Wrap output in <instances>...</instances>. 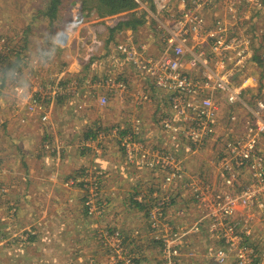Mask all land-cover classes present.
<instances>
[{
  "label": "rangeland",
  "instance_id": "374dc122",
  "mask_svg": "<svg viewBox=\"0 0 264 264\" xmlns=\"http://www.w3.org/2000/svg\"><path fill=\"white\" fill-rule=\"evenodd\" d=\"M143 1L155 11L154 5H149L151 0ZM215 1L219 3L220 0ZM241 2L242 0H238L235 17H232L228 13V10H224L223 17L233 24L236 22L231 21H235L239 16L242 18L241 21L247 18L241 31L245 33L246 37H250L255 45L259 46V44L255 43L253 40L257 33H264V16H259L256 20V27L249 24L248 17L254 14H259V8H263L264 10V0H260L263 6H261V3L259 6V2H253L245 7ZM51 3L52 0H0V147L4 148L8 146L7 150L10 149L9 144L13 143H11V135H8L9 124H6L8 123V119L5 118L9 112L15 114L18 119L21 118L20 121L24 127H28V123L31 121V126L33 128L36 130L38 128L43 132L46 131L44 129H46L47 125L42 122L38 123V119L41 121L47 120L46 122H48L51 118L58 121L57 118L61 113L59 114V109L54 108L58 99L62 95L70 93L69 90H71V87L72 89L79 87V83L76 82V80L73 81V76L65 77L64 75L67 74V70L70 69L68 61L73 60L75 53L77 56L84 55L82 56L83 61L81 62L82 69L80 72L86 70L85 77L87 75V81L91 84L88 74L90 77L96 76L91 75L90 69L92 70V74L97 73L93 69H101L100 66H95L92 69L91 61L97 56V54H99V51L101 53L103 49L105 50L111 41L131 38L136 44H147V46L149 44L148 48L153 53L158 51L160 45V42H158V40H160V34L157 28L158 25L154 20L150 21L147 18V14L142 12L143 10H138V4V9L134 11L136 15L135 17L143 16L146 18V21L137 29L132 30L133 33L127 34L126 30H123L124 28H118L122 21L128 20L127 14L122 13L118 15L98 17L95 10L89 12L83 9V0H62V3H60L55 10H52ZM221 3H223V0H221ZM221 3L220 5H222ZM255 29L256 32L253 33ZM258 51L259 54L264 53V42L263 46L261 45ZM89 53H92L93 56H89ZM67 58L71 59L68 60ZM75 60L76 59H74V61ZM261 68L254 66L253 75L256 78L261 76ZM87 72L89 73L87 74ZM65 79L67 81L69 80L70 84L66 81L67 85H64L63 83H65ZM59 82L60 86L63 88L61 89L62 93L55 90V87H59ZM15 85L23 87L25 92L20 93L14 91L13 88ZM154 88L159 93L155 96H160V93H165L160 88ZM145 89H147L146 96L148 98H141L139 100L145 102L153 101L154 93L156 92L154 91L153 93L148 85L145 86ZM130 99H132V97ZM33 100H38V105H33ZM72 101L73 100H70L68 102L74 105ZM153 102L157 105L160 100L157 99V103L156 101ZM33 106H36V108L32 109ZM160 108H162L161 105ZM151 114L152 113H150V117ZM224 115L228 117V113L225 112ZM152 116L154 115L152 114ZM34 119L37 120L32 122ZM226 119L227 118H221V123L218 126V134H215L213 137L214 139L205 142V144L199 148H194V151H189L183 141H176L174 143L166 138L158 121V127H155L152 124H147V126L143 124L140 134L134 132L135 129L133 126L131 129L127 128L129 123L134 125L132 119L128 122L125 120L124 125L122 122L123 126L119 124L115 127H109L108 129L103 128V130L97 132L98 136L100 133L106 134L102 139L106 137L108 138V135L110 134L111 138H113L112 136L115 137V142L113 143H115L117 150L119 149V151L124 153V159H126L127 165L134 167L133 169H136L139 172L145 173H142L140 178L143 177V180L151 182L150 176L153 174L156 175V173L159 174V181L161 182L159 188L157 190L153 189L151 193L147 189V194H144L143 197L142 195H131L132 204L130 207L136 211H134V213H129V210H127V213L131 215L126 217L123 216V221H126L128 217H131V220L136 219L138 215H142L143 217V231L140 232V234L136 232L138 229H136L135 223L132 222L129 226L132 228L130 229V233L134 234L136 239L132 236L133 239L131 238L127 241L126 236L124 235L126 240L125 247L132 251L136 258L138 250L142 249L149 242H154L156 246L152 245L153 251H151V249H149L150 251H147V253L144 251L145 255H147L148 252H151V257L154 258L155 254L158 256L159 252H161L162 245L161 240L159 239H162L163 236L166 235H176L175 237L178 235L180 239L178 240L179 247L177 249V264H202L201 259L205 254L203 253L202 248L207 239H212L213 242H215V239L218 238L214 237L213 239V237L210 236V233L208 232V221H204V225H201L200 228L201 217L205 212L204 204L200 199L202 198V193H204L203 197L209 194L208 197L210 198V201H212L214 196L211 198V195H214L220 186L223 169V155L221 156V149L224 145L223 140L227 133V128L225 127ZM69 120L72 121V117ZM156 128H158V130H156ZM68 129L69 127L66 126V130ZM151 131L153 133L157 131L160 133L157 132L160 138H163L164 141L161 147L156 146L154 142L149 140H155V138L147 137L148 133ZM128 133L134 135L135 144L139 148V152H142L141 155L134 157L132 160H130L129 155L125 153V148L122 142V136H126ZM16 142L17 143L14 144L15 147L19 145V142ZM34 143L35 141L31 143V146H40L41 152L45 151V156H51V154H53L57 157H61L62 155L61 142L56 145L46 140L42 141V143L41 141L36 144ZM112 146H114V144ZM178 152L179 154H177ZM168 155L172 157V163L168 166H161L162 161H160L159 158L162 159L168 157ZM5 158H8V156H5ZM0 160H2L0 169H5L4 158L1 157ZM127 168L119 169L121 174H118L117 177L119 178L118 182L124 183V185H120V194H124L125 196H127L126 193H129L126 181L132 180L136 182V180H138H134V177L131 176V169ZM105 169L106 168L103 166L100 168H94V170L89 169L83 171V169V172L71 177L65 183L69 188L78 187L72 186L70 182L78 177L80 180L84 179L82 177L86 172H88L89 178H98V180L95 181L97 182V185L93 188V193L98 192L96 197L102 203L99 205L96 204L93 214L88 213L90 221H93L91 226H94V228L108 226H97V218H95L104 217L99 221L102 222L106 220L109 215L108 206L111 203L110 200L105 198L102 199V190L107 194V191H105V188L109 186L107 182L111 180L113 181V179L110 175L112 173L111 170ZM244 174L246 175V172H244ZM156 178L158 179L157 176ZM247 182L248 181H246L245 178L243 184H246ZM79 186H81L84 193V200L86 192L90 193V190L86 187L83 188V185ZM129 187H133L132 183L128 185V188ZM122 190L128 191L122 193ZM4 191L7 192L6 190ZM147 196L148 198H146ZM96 203H98L97 200ZM17 215H19V213L16 208L9 210V218H11V220H14ZM134 215L137 216L134 217ZM24 216L22 218V226L17 227L12 225V227L18 229L16 232L21 233L16 242H19L17 245L22 248L37 243V241L34 240V237L38 236V234H36L34 229L36 227L39 228L43 223L39 221V218L30 222L27 219L25 220ZM138 218L140 217H137V219ZM17 223L19 225L21 224L20 221H17ZM196 224H199L198 232L192 231V229H195V226H197ZM252 225L257 228V226H260L261 224L256 221ZM117 229L119 228H116V231H119ZM256 231H258V229H256ZM67 239L68 238H66V240ZM261 239H264V234L258 232L255 240L256 242H260ZM84 240H86L85 242H87L88 245L93 247V244L89 242V237ZM109 240L110 239H108V241ZM70 241L71 239L67 240L68 245L64 254L57 255V249H55V246L53 247L54 251L49 249L50 253H44V255H47V258H49L50 261L54 259L56 262L55 264H62V262H58L61 261V259L63 260V264H89V261L94 260L92 256L94 252L90 246H88V249L91 252L84 251L81 254H77ZM91 241L95 246L97 245L100 250V240L92 237ZM104 242H106V239H104ZM216 242L219 243L217 246L221 244L220 241ZM213 246L214 245L211 247ZM217 246L212 248V252H214V248ZM82 249H84V247ZM212 252L207 251L206 255L208 256L209 254L212 256ZM37 256H40V253L37 254ZM145 257L146 260L142 261V263L145 264L147 262L146 264H149L152 260L148 261L147 256ZM95 258L97 259V257ZM117 259L118 257L114 256L113 260ZM154 259L158 260L157 257ZM98 261V264L99 262L102 264L101 261ZM160 262H162L161 254L159 260L156 261L155 264ZM18 263L24 264V260H21Z\"/></svg>",
  "mask_w": 264,
  "mask_h": 264
},
{
  "label": "built area",
  "instance_id": "2783aa9c",
  "mask_svg": "<svg viewBox=\"0 0 264 264\" xmlns=\"http://www.w3.org/2000/svg\"><path fill=\"white\" fill-rule=\"evenodd\" d=\"M134 1L139 5L137 9L158 25V51L153 53L146 44H136L131 38L111 41L104 53L91 61L109 71L101 77L100 84L112 93L124 95L129 86L120 76L130 68L156 95L159 93L154 87L162 89L165 93H160V105L167 111L159 117L158 124L166 138L174 143L183 141L189 151L214 139L221 118H225L223 104L227 105L222 179L217 192L211 195L212 201L209 194L203 197L202 193L205 212L200 228L208 221L210 236L221 242L211 254L215 264H264V239L255 240L258 232L264 234V53L258 51L263 46L264 33L254 36L257 46L241 31L247 18L241 21L239 16L231 21L236 22L233 24L223 17L224 10L235 17L238 0H151L149 5L153 4L155 11L143 0ZM253 2L262 4L260 0H242L241 4L247 7ZM259 9V14L248 17L253 27L259 16H264L263 8ZM251 65L262 67V77L257 79L246 71ZM237 73H244L242 80L237 81ZM58 85L55 90L62 93L60 82ZM250 88L254 91L250 92ZM13 89L25 92L19 85ZM33 101L38 105V100ZM107 102L106 96L101 97L102 105ZM143 124L136 118L134 132L140 134ZM122 137L130 160L141 155L134 135ZM171 159L170 155L159 158L161 166L170 165ZM82 178L70 184L90 190L83 201L87 213L93 214L96 204L102 203L96 197L98 192L93 193L98 178H89L88 172ZM256 221L261 224L257 228L252 225ZM196 225L194 232L199 231ZM108 232L104 239H110L107 244L116 251L118 259L114 263L140 264L125 247L123 232ZM175 236L159 239L162 262L158 264H177L180 237ZM90 264L97 262L91 260Z\"/></svg>",
  "mask_w": 264,
  "mask_h": 264
},
{
  "label": "crops",
  "instance_id": "0c3cea01",
  "mask_svg": "<svg viewBox=\"0 0 264 264\" xmlns=\"http://www.w3.org/2000/svg\"><path fill=\"white\" fill-rule=\"evenodd\" d=\"M256 26L257 23L255 22L254 27ZM126 32L127 34L133 33L130 29H126ZM104 51V49L101 53L99 51L96 57H99ZM75 56L72 61L69 60L71 58H67L70 69L64 75L65 77L73 76V81L76 80L79 83V87H75V89L71 87V90H69L70 93H66L58 99L54 107L60 110L59 114L61 113L57 118L58 121L51 118L48 122H46L47 120L41 121L34 119L32 122L37 120L38 123L42 122L47 125L46 129H44L46 131L43 132L38 128L37 130L33 128L31 121H29L30 124L28 123V127H24L20 121L21 118L18 119L12 112H9L5 116L8 119V123L6 124H9L8 135H11V143H13L9 144V150H7L8 146L4 148L0 147V158H4L5 166V169H0V264H19L18 262L21 260H24V264H55L54 259L50 261L44 253L49 254V249L54 251L53 247L56 246L57 255L64 254L68 245V239H71L70 243L74 247L75 253L81 254L84 251L91 252L88 249L90 245L84 240L88 237L89 242L93 244V247H90L94 252L92 254L94 260L97 257L102 264H115V260L113 259L114 256L117 257L116 251L107 242H104V237L109 233L108 231H116V228H119L117 230L120 231L121 228L127 241L131 238L133 239V237L136 239L135 235L130 233V229L132 228L129 226L132 222L135 223V227L138 229L136 232L140 234L143 231L142 223L144 222L142 215H134V217H140L138 219L136 217V219L131 220V217H128L126 221H123V216L126 217L131 215L129 213L136 211L130 207L132 204L131 195H142L143 197L144 194H147V189L151 193L153 189L157 190L161 184L158 173L150 176L151 182L143 180V177L140 178L143 172H139L133 169L134 167L127 165L126 159H124V153L119 151V149L117 150L115 143H113L115 142V137L112 136L113 138H111L110 134L108 138L106 137L107 139H102L106 134L100 133L98 136L97 132H100L103 128L108 129L112 126L122 125V122L124 125L125 120L126 122L131 121V119L134 121L135 118H140L145 126L152 124L158 127L157 121L159 117L167 111V109L160 108L162 99L159 96H155L154 90L150 87L154 93L153 101L157 103L158 99L160 102L155 105L153 101L145 102L139 100L143 97L142 95H146V85L143 78L134 73L130 68H127V72L120 76L125 79L129 86L127 92L122 96L110 92L105 86L100 84L101 77L109 72L103 67H100L101 69H93L95 65H92V69L97 73L92 74V70L90 69L91 75L96 76L90 77L89 72H87L88 78L91 80L90 84L87 81V75L85 77L86 70L80 72L82 69V56L84 55L77 56L75 53ZM89 56H93L92 53ZM74 59L76 60L74 61ZM256 60L259 61V58H256ZM252 67L253 65L246 70L251 76L254 73L252 71L254 67ZM243 74L237 73V81L242 80ZM66 81L65 79L64 85ZM67 82L69 83V80ZM256 89L258 90V88ZM249 91L253 92L254 89L250 88ZM103 96H106L108 99L106 105L100 103V99ZM131 97L132 99H130ZM70 100H73L74 105L68 102ZM225 106L227 105L223 104L222 116L227 118L224 113L228 107ZM150 113L154 116L151 114L150 117ZM71 117L72 121L69 120ZM66 126L69 127L68 130H66ZM132 126L134 125L129 123L127 128L131 129ZM157 132L153 133L151 131L146 136L155 138V140L148 139L154 142L156 146L161 147L164 141L158 135L159 132ZM45 140L54 145L61 142V157L53 154L51 156H45V151L41 152L40 146H31V143L34 141V144H36L39 141L42 143ZM16 141L19 142V145L15 147L14 144L17 143ZM113 144L114 146H112ZM5 156H8V158H5ZM0 164H2V160H0ZM102 166L107 170L110 169L112 172L110 175L113 181L107 182L110 187L107 186L105 188L107 194L102 190V199L110 200L111 203L108 206V214L110 216L108 215V218L102 222L99 221L104 217H95L97 218V226H108L94 228V226H91L93 221H90L88 213L84 209V193L81 186L75 185L78 187L69 188L65 183L71 177L85 170H94V168H100ZM125 168L131 169V176L134 177V180L138 179L136 182L132 180L126 181L129 193H126L128 190H122V193H126L128 197L120 194V185H124V183L118 182L119 178H117L118 174H121L119 169ZM130 183H132V188H128ZM13 208L17 209L19 215L14 220H11L9 218V210ZM127 210H129V213H127ZM23 216L25 220L27 219L30 222L38 218L39 221L43 222L39 228L36 227L34 229L36 234H38V236L34 237V240L37 241V246L36 244H30L28 247L22 248L17 245L19 242L16 241L21 233L16 232L18 229L12 227V225L17 227L22 226ZM17 221H20L21 224L19 225ZM92 237L100 240V250L91 241ZM66 238L68 239L66 240ZM212 242V239H207L202 248L203 253H205L201 259L202 264H215L213 257L209 254L208 256L206 255L207 251L212 252V248L219 244L216 241L213 244ZM152 245L156 246L154 242H149L142 249L138 250L137 259L140 264H143L142 261L146 260L145 256H147L148 261L152 260L149 264H155L159 260L161 252H159L158 256L156 254L154 256L158 260L151 257V252H148L147 255L144 253V251L146 253L150 251L149 249L153 251ZM212 245L214 246L211 247ZM83 247L84 249H82ZM39 253L40 256H37ZM58 262H62L63 264L62 259ZM88 263L90 264V261ZM99 264L101 263L99 262Z\"/></svg>",
  "mask_w": 264,
  "mask_h": 264
},
{
  "label": "trees",
  "instance_id": "16d2710c",
  "mask_svg": "<svg viewBox=\"0 0 264 264\" xmlns=\"http://www.w3.org/2000/svg\"><path fill=\"white\" fill-rule=\"evenodd\" d=\"M60 3L62 0H52V10H55ZM82 6L89 12L95 10L98 17L127 14L128 20L122 21L118 27L119 29L124 28L123 30H135L146 21L143 16L135 17L134 10L138 5L134 0H83Z\"/></svg>",
  "mask_w": 264,
  "mask_h": 264
}]
</instances>
